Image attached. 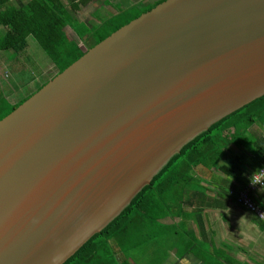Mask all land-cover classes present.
Listing matches in <instances>:
<instances>
[{
	"label": "water",
	"instance_id": "95a60500",
	"mask_svg": "<svg viewBox=\"0 0 264 264\" xmlns=\"http://www.w3.org/2000/svg\"><path fill=\"white\" fill-rule=\"evenodd\" d=\"M264 95V0H165L0 120V264H64L181 148Z\"/></svg>",
	"mask_w": 264,
	"mask_h": 264
},
{
	"label": "trees",
	"instance_id": "16d2710c",
	"mask_svg": "<svg viewBox=\"0 0 264 264\" xmlns=\"http://www.w3.org/2000/svg\"><path fill=\"white\" fill-rule=\"evenodd\" d=\"M13 1L0 0V52L23 53L28 37L33 36L50 58L53 78L87 49L165 0L120 9L99 25L84 24L83 30L78 27L83 22L74 17V11L91 0H68L67 4L63 0ZM68 26L79 40L69 37ZM47 82L16 102L6 98L0 84V120ZM233 147L239 148V153ZM257 168H264V95L187 142L115 219L64 264H163L175 249L178 260L188 253L200 254L195 251L199 242L191 231L165 224L161 219L184 216L185 208L196 205L195 198L206 197L202 184L208 182L212 172L238 181L239 189L228 186L227 194L264 223L257 211L238 199L239 192L247 189V175ZM261 187L250 189L248 194L258 210L264 212L253 197ZM160 252L163 256H158Z\"/></svg>",
	"mask_w": 264,
	"mask_h": 264
},
{
	"label": "crops",
	"instance_id": "0c3cea01",
	"mask_svg": "<svg viewBox=\"0 0 264 264\" xmlns=\"http://www.w3.org/2000/svg\"><path fill=\"white\" fill-rule=\"evenodd\" d=\"M157 1L159 0H91L74 11V17L93 27L120 9H126L128 5L134 6L140 2L139 6H146ZM97 11H103L101 13L106 14L105 18ZM81 12L88 17H80ZM66 31L71 39L79 40L71 27L68 26ZM49 71L54 73L51 64ZM233 151L239 153L240 149L233 147ZM232 185L235 190L241 186L234 179L212 172L208 182L202 184L203 191L207 192L206 197L195 198L196 205L185 208L184 216L169 215L161 219L165 224L191 231L199 242L195 251L200 254L188 253L178 260L175 249L171 251L170 258L175 256L181 264H264V223L255 213L236 204L227 194L226 189ZM189 196H192L191 192ZM253 197L264 209V187L253 193Z\"/></svg>",
	"mask_w": 264,
	"mask_h": 264
},
{
	"label": "rangeland",
	"instance_id": "374dc122",
	"mask_svg": "<svg viewBox=\"0 0 264 264\" xmlns=\"http://www.w3.org/2000/svg\"><path fill=\"white\" fill-rule=\"evenodd\" d=\"M63 1L66 4L68 3V0ZM13 2L16 3L17 0ZM139 5H141L140 2L135 4V6ZM129 6L131 5L126 6V8ZM97 12L101 17L104 16L105 18L106 14L101 13L103 11ZM80 17L86 18L88 16L81 12ZM84 24L87 23H81L78 27L83 30ZM72 33L74 34L73 31ZM28 43V47L23 53L13 54L0 52V84L3 94L12 102H16L27 96L36 90L44 81H49L51 78L49 71L51 64L50 58L33 36L28 37ZM158 256H163V252H160ZM170 257L168 256V259L163 264H181L175 261V256Z\"/></svg>",
	"mask_w": 264,
	"mask_h": 264
},
{
	"label": "built area",
	"instance_id": "2783aa9c",
	"mask_svg": "<svg viewBox=\"0 0 264 264\" xmlns=\"http://www.w3.org/2000/svg\"><path fill=\"white\" fill-rule=\"evenodd\" d=\"M256 179L258 181L257 186H264V174H260L256 176ZM257 186H252L250 183H248L247 189L239 192L238 194V199L240 202H242L243 204H245L248 208H250L253 211H257L258 215L261 218H264V212L261 210H258L259 208L255 205V203L253 202V200L251 199V197L249 196V190L252 188H255Z\"/></svg>",
	"mask_w": 264,
	"mask_h": 264
},
{
	"label": "clouds",
	"instance_id": "9594fccd",
	"mask_svg": "<svg viewBox=\"0 0 264 264\" xmlns=\"http://www.w3.org/2000/svg\"><path fill=\"white\" fill-rule=\"evenodd\" d=\"M260 174H264V168H257L254 172H252V173L248 176L249 183H250L252 186H257L258 181H257V179H256V176H257V175H260Z\"/></svg>",
	"mask_w": 264,
	"mask_h": 264
}]
</instances>
